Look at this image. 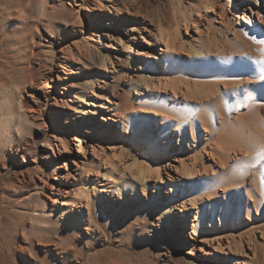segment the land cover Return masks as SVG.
Masks as SVG:
<instances>
[{
  "label": "rangeland",
  "instance_id": "rangeland-1",
  "mask_svg": "<svg viewBox=\"0 0 264 264\" xmlns=\"http://www.w3.org/2000/svg\"><path fill=\"white\" fill-rule=\"evenodd\" d=\"M202 3L203 0H0V264H222L202 251V242L218 238L235 240L238 251V243L242 242L248 264H264V201L256 205L251 199L248 205L238 202L236 196H227L225 201L205 200L194 230L190 219L179 226L174 216L162 212L166 193L159 184L155 194L152 183L146 191L139 186L140 196L135 200L126 195L107 196L94 212L92 229L79 228L77 234L56 222L51 209L46 208H51L52 199L57 197L51 186L59 189L60 182L66 183L59 177L66 174L65 169L56 164L62 157L78 152L76 136L81 135L83 147L97 140L107 149L116 146L118 153L125 151L123 141L110 130L117 126L119 118L112 112L111 126L106 128L102 122L106 114H101V106L110 105L107 99L120 103L122 110L128 105L136 107L137 100L146 94L147 78H171L154 57L142 59L137 53L143 49L142 39L137 35L130 44L126 35L129 26L135 25L141 32L144 26L153 28V43L157 44L161 29L174 31L189 16L198 27L191 24L187 34L183 26L181 34L197 46L202 40L211 41L216 51L225 44L220 38L233 37L230 32L219 31L217 14L221 3H225L227 17L234 18L236 12L232 14L234 8L229 7L236 6V1L213 0L210 8L203 9V15L197 11ZM251 5L264 10L263 0H254ZM246 15L253 18L251 10ZM209 20L213 26H208ZM239 22L248 27L245 21ZM152 48L158 49L156 45ZM224 48L230 52L228 45ZM161 53L157 50L156 56L160 58ZM183 58L187 60V56ZM218 60L232 66V61L223 60V56ZM181 65L176 80L185 81L187 64ZM221 71L214 73L221 75ZM93 87L96 101L92 100ZM91 101L96 104L92 107L95 114L88 116L90 122L84 124ZM137 122L129 116L124 131L129 139L131 127L138 126ZM149 136L147 133L143 138ZM203 149L195 152L185 146L182 152L188 160L208 164L209 156L203 154ZM172 150L167 151L170 156ZM140 154V150L131 149L128 155L133 160L129 163L147 165ZM250 167L243 172L250 179L240 181H249L250 186L254 178L255 192L262 184L257 183ZM236 168L224 171L214 181L200 179L192 186L200 192L211 188L222 195V190L236 183L233 178L240 177L241 167ZM93 170L91 167L92 174ZM73 176L71 184L81 185L78 173L73 171ZM203 249L208 251L209 247Z\"/></svg>",
  "mask_w": 264,
  "mask_h": 264
},
{
  "label": "bare ground",
  "instance_id": "bare-ground-1",
  "mask_svg": "<svg viewBox=\"0 0 264 264\" xmlns=\"http://www.w3.org/2000/svg\"><path fill=\"white\" fill-rule=\"evenodd\" d=\"M235 1L237 5L229 7L234 8L232 14L236 12L234 18L227 17L225 3H221L219 13H216L220 17V26L217 27L219 31L233 35L230 39L220 38L225 44L216 51L211 41L202 40L201 45L197 46L193 40L183 38V26L187 34L191 24L198 27V23L189 16L185 24L180 22L174 31L161 29V34H157L161 37L157 44L153 43L156 35L153 28L144 26V32L135 25L127 28L126 35L130 44L137 40V35L142 39L143 49L137 50L142 59L154 57L158 64L166 68L165 74L171 78H159L156 81L147 78L146 94L137 100L136 107L128 105L122 110L120 103L110 99H107L110 105L101 106V114H106L101 117L106 128L111 126L112 112L119 118L116 121L117 126H111L110 130L123 141V153H118L116 146L108 150L97 140L83 147L81 135H78L74 138L79 143L78 152L58 160L56 167L62 165L66 171L65 175L59 177L66 183L60 182L59 189L51 186V190H56L57 197L52 199V207L46 208L51 209L50 215L53 219L70 233L77 234L79 228L92 229L95 224L94 212L107 196L126 195L135 200L140 196L138 187L146 191L152 183H155V194L158 195L159 184L163 185L166 193L162 212L170 217L174 216L179 226L190 219L194 230L200 219V205L205 200L218 201L222 198L225 201L227 196H236L241 203L246 202L249 205L255 199L256 205L263 204L264 10L255 9L251 5L254 0ZM212 2L213 0H203L197 11L202 13L203 9L207 10ZM249 10L253 18L245 16ZM240 20L245 21L248 27L242 25ZM210 22L207 23L208 26H213L214 22ZM154 45L157 50L162 51L160 58L156 56L157 50L152 48ZM227 45L230 52L224 48ZM185 56L186 61L183 60ZM222 56L223 60L232 61V66H225V62V65L220 63L218 59ZM181 62L187 64L185 74L183 73V76L186 75L185 81L176 80L180 77L177 68ZM111 64L114 66L113 61ZM104 66L107 70L106 59ZM216 70H222L221 75L214 73ZM96 96L93 87L92 100ZM89 104L90 108L84 114V124L90 122L86 119L88 116L95 114L92 107L96 104L92 101ZM129 116L139 121L138 126L132 125L130 139L124 132ZM147 133L150 136L144 139L143 135ZM153 134L156 136L153 137ZM64 144L68 147L67 142ZM185 146L195 152L204 148L202 152L209 156L208 164L203 161L199 165L194 158L192 161L188 160L182 152ZM171 147L172 157L167 152ZM131 149L140 150V155L148 162L147 165L138 166L135 161L133 164L129 163L133 160L128 155ZM199 158L203 160V155H199ZM172 159L175 163L171 162ZM247 166L253 168L257 183L262 184L255 192L252 186L254 178L250 186H247L249 181H240L251 177L243 175ZM91 167H94V174L90 172ZM236 167H241L240 177L235 176L233 182L236 183L222 190V195L212 192L211 188L200 192L192 186L200 179L214 181L224 171L235 170ZM73 171L81 178V185L71 184ZM89 173L94 175L93 186ZM192 238L199 241L196 237ZM234 241L218 238L202 242L205 248L209 247L208 251L204 247L202 251L218 258L222 264H248L247 251L244 250L242 242L238 243V251L234 248ZM241 253L244 256H240Z\"/></svg>",
  "mask_w": 264,
  "mask_h": 264
}]
</instances>
